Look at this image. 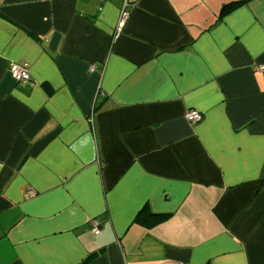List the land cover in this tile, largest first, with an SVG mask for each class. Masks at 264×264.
I'll use <instances>...</instances> for the list:
<instances>
[{"label":"crops","instance_id":"crops-1","mask_svg":"<svg viewBox=\"0 0 264 264\" xmlns=\"http://www.w3.org/2000/svg\"><path fill=\"white\" fill-rule=\"evenodd\" d=\"M125 1L0 0V264H264V0Z\"/></svg>","mask_w":264,"mask_h":264},{"label":"built area","instance_id":"built-area-1","mask_svg":"<svg viewBox=\"0 0 264 264\" xmlns=\"http://www.w3.org/2000/svg\"><path fill=\"white\" fill-rule=\"evenodd\" d=\"M102 2L106 0H101ZM130 17V5L128 1L126 0L123 4L122 10L120 12V17L115 29V38H117L123 31L126 23L128 22ZM261 69V68H260ZM10 75L11 77L18 83L20 84H27L30 82V73L28 70V66L26 65H18V64H13L10 66ZM203 116L200 112L196 110H188L186 113V119L188 122L192 124H197L201 122ZM92 232L94 234H99V226L97 222H92Z\"/></svg>","mask_w":264,"mask_h":264},{"label":"trees","instance_id":"trees-1","mask_svg":"<svg viewBox=\"0 0 264 264\" xmlns=\"http://www.w3.org/2000/svg\"><path fill=\"white\" fill-rule=\"evenodd\" d=\"M247 0H240V1H235V2H231L228 3L226 5H224V7L221 10V16L228 14L229 12H231L232 10L240 7L241 5H243ZM143 213V212H142ZM141 216L142 214L140 213V215H138V217L136 218V222L141 223ZM154 219L152 225H157L161 222H164L169 215H151Z\"/></svg>","mask_w":264,"mask_h":264}]
</instances>
